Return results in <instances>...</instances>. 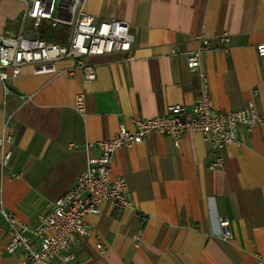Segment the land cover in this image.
Here are the masks:
<instances>
[{
	"label": "crops",
	"instance_id": "crops-1",
	"mask_svg": "<svg viewBox=\"0 0 264 264\" xmlns=\"http://www.w3.org/2000/svg\"><path fill=\"white\" fill-rule=\"evenodd\" d=\"M22 7L21 0H0L2 31L17 30ZM83 8L96 21L126 22L134 58L118 51L89 57L96 71L91 81L73 59H63L53 73L22 66L7 93L0 84V132L6 114L13 134L4 147L11 157L0 171V209L29 228L99 153L88 142L112 137L120 123L132 129L135 117L163 115L170 104L192 109L200 82L186 67L185 53L198 46V35L209 38L201 67L214 111L240 109L251 100L264 115V56L256 51L264 43V0H86ZM79 93L83 113L75 109ZM237 133L240 144L220 150L224 164L218 168L207 166L215 154L208 141L189 129L176 139L153 131L139 144L118 148L110 175L125 178L133 208L117 211L104 202L97 214H86L92 229L71 244L75 260L264 264V128L240 126ZM222 219L229 239L221 236ZM8 240L0 214V264H17L21 250L6 252Z\"/></svg>",
	"mask_w": 264,
	"mask_h": 264
},
{
	"label": "built area",
	"instance_id": "built-area-1",
	"mask_svg": "<svg viewBox=\"0 0 264 264\" xmlns=\"http://www.w3.org/2000/svg\"><path fill=\"white\" fill-rule=\"evenodd\" d=\"M23 7L19 14L17 30L0 29V84L4 93L8 83L17 77L24 65H30L34 73L57 71L56 62L73 59L82 71L84 80L91 81L96 76L95 67L89 57L111 52H123L126 58H134L132 45L134 35L126 22L117 19L96 21L84 8L86 0H21ZM47 21L51 27L67 26L63 42L46 40L38 36L41 22ZM198 46L185 53L186 67L198 75L200 88L192 109L183 104L167 105L163 115L155 117H135L133 128L120 123L116 133L108 138L88 142V147H96L99 153L88 158L85 168L75 182L50 203L48 209L40 213L36 224L29 228L27 223L16 218L12 211L0 209V214L8 225L9 240L5 246L8 253L21 250L17 264H80L70 250L78 236L90 234L92 226L85 220L86 214H97L100 203H111L117 211L132 209L128 196V186L123 176L110 175L111 162L116 150L141 143L150 132L177 135L187 129L203 135L214 152L207 166H223L224 157L220 150L227 145H239L237 129L243 126L264 128V115L259 113L250 100L240 109L216 112L208 91L207 78L201 67V55L209 49V38L198 35ZM220 38L228 41L226 33ZM173 51H176L175 48ZM259 56H264V43L256 45ZM75 109L84 112L83 94L75 97ZM10 115L3 118L0 132V171L7 167L11 152L5 145L13 142V134L6 130ZM20 173L10 172L9 177L18 178ZM141 222L145 216L138 214ZM221 236L231 238L228 221H220ZM27 233H31L33 239ZM96 248L100 254L107 247L98 239Z\"/></svg>",
	"mask_w": 264,
	"mask_h": 264
},
{
	"label": "trees",
	"instance_id": "trees-1",
	"mask_svg": "<svg viewBox=\"0 0 264 264\" xmlns=\"http://www.w3.org/2000/svg\"><path fill=\"white\" fill-rule=\"evenodd\" d=\"M66 33L67 26L60 25L57 27H51L47 21L41 22L37 31L40 38L58 42H63L65 40Z\"/></svg>",
	"mask_w": 264,
	"mask_h": 264
}]
</instances>
